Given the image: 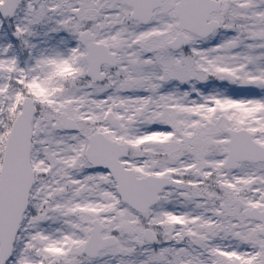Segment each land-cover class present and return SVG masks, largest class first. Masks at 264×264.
Masks as SVG:
<instances>
[{
  "label": "snow or ice",
  "instance_id": "6c2138e0",
  "mask_svg": "<svg viewBox=\"0 0 264 264\" xmlns=\"http://www.w3.org/2000/svg\"><path fill=\"white\" fill-rule=\"evenodd\" d=\"M0 264H264V0H0Z\"/></svg>",
  "mask_w": 264,
  "mask_h": 264
}]
</instances>
